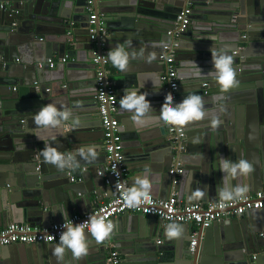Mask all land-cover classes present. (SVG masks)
Masks as SVG:
<instances>
[{"label":"water","instance_id":"1","mask_svg":"<svg viewBox=\"0 0 264 264\" xmlns=\"http://www.w3.org/2000/svg\"><path fill=\"white\" fill-rule=\"evenodd\" d=\"M10 1L0 8V223L10 216L11 220L46 227L70 218L76 206H83L77 199L80 192L92 206L101 200L106 185L114 187L105 182L107 153L96 100L95 52L101 55L106 50L107 63L103 66L110 70L108 79L116 87L118 103L124 90L135 88L138 94H146L145 102L155 110L152 115L158 116L165 96L170 94L160 79L164 70L160 52L170 40L168 30L187 0ZM192 1L195 5L191 23L181 34L190 35L191 42L180 43L177 50L180 87L174 103L180 102L188 91L198 92L205 100L206 117L185 126L186 139L180 153L183 171L175 182L171 174L175 151L169 124L153 119L136 125L131 119L133 113L121 109L119 104L120 133L133 178L128 182L133 186L135 179L144 178L149 181V191L157 186L167 190L164 194L175 189L179 198L187 202L208 203L219 199L217 190L223 173L217 160L223 156L232 161L245 158L252 163L249 175L233 178L231 184L246 183V193H257L264 189V43L251 58L234 50L244 32L252 38L264 33V17L253 18L255 11L264 13V0H205L204 7L197 0ZM94 12L95 27L102 20L108 30L104 44L99 37H91ZM70 20H78L80 29L72 28ZM121 45L130 54L127 70L114 66L107 55ZM212 46L233 56L238 83L227 92L207 74L213 68ZM55 53L60 59H68L54 67L38 65ZM193 61L202 69L199 77L192 74ZM153 85L160 87L154 90ZM50 102L58 108L71 109L73 116L79 118V125L73 126L70 118L56 127H37L32 114ZM214 117L220 120L218 125L211 123ZM46 143L65 152L94 143L98 145V155L92 161L77 155L82 172L76 176L77 181L69 182L68 173L78 167L58 169L45 163L41 150ZM197 188L205 195L197 196ZM121 221L125 225L119 222L111 240L126 264L168 261L165 253L160 255L165 249L151 244L154 227L165 231L167 225L174 223L193 229V223H163L157 216L142 213L124 214ZM147 222L153 224L149 235L145 234ZM262 230L264 208L251 209L248 214L199 228L194 253L187 243L192 237L180 235L170 249L169 259L172 264H264V253L254 258L257 250L248 245ZM57 242L0 243V264H57L51 248ZM95 244L99 249L92 252L93 261L107 264L104 256L108 239ZM129 253L136 258L135 263L127 261L132 256ZM90 260L89 251L79 260L66 251L63 264H94Z\"/></svg>","mask_w":264,"mask_h":264},{"label":"built area","instance_id":"2","mask_svg":"<svg viewBox=\"0 0 264 264\" xmlns=\"http://www.w3.org/2000/svg\"><path fill=\"white\" fill-rule=\"evenodd\" d=\"M11 4L10 0H0V8ZM193 12V1L187 0L184 7L180 10L173 27L168 30L170 40L166 42L160 52V59L164 63V71L160 75V79L165 88L173 96L180 87V78L178 77V65L176 61L177 50L180 46L181 34L189 27L191 23V15ZM97 14H91V37L96 40L99 37L102 44L108 35L105 23L101 20L95 27ZM243 48L240 46L239 49ZM238 50H236L237 52ZM96 57L93 59L98 64L96 72V100L99 105V117L104 131V147L107 153V165L105 172L106 184L115 187L113 197L99 205L96 209L89 213H74L65 221L73 223L83 222L88 215H102L106 220L112 221L115 217L127 213H142L145 215L157 216L164 222H180L195 223L198 228H205L212 225L215 221H222L233 216H240L251 209L264 208V189L257 193H244L239 198L231 200L217 199L208 203L192 202L180 203L177 193L173 192L168 198L161 199L149 193L147 201L141 202L138 206L130 208L123 203L122 194L126 188L130 186L127 183V175L129 167L126 162L122 135L120 133V122L117 117L118 99L117 90L113 82L108 79V69L103 64L107 63L105 58L106 50H102L101 55L96 51ZM62 58L60 61H66ZM57 61L53 58L47 61H39L38 65L43 67L45 64L54 67ZM207 85V82L204 83ZM169 138L172 141V147L175 151L173 167L171 174L174 175V181L179 180V174L183 171L180 153L184 149L186 138L185 126L180 127L169 124ZM85 170L86 167H83ZM100 174H102L100 172ZM72 181L78 178L71 174ZM64 220L58 223H52L50 226H36L25 222H11L4 227H0V243L10 245L13 243H35V242H57L59 234L64 230L62 225ZM264 235V234H263ZM54 236L57 240L50 239ZM198 231H195L193 239L190 242L189 250L195 252L197 245ZM109 242L108 253L106 256L107 264H123V258L120 250L116 247L113 240L107 238ZM161 242V240H159ZM256 254L254 255V258ZM201 264V263H197Z\"/></svg>","mask_w":264,"mask_h":264},{"label":"clouds","instance_id":"3","mask_svg":"<svg viewBox=\"0 0 264 264\" xmlns=\"http://www.w3.org/2000/svg\"><path fill=\"white\" fill-rule=\"evenodd\" d=\"M211 41L214 37H206ZM211 60L213 68L207 73L212 76L227 92L234 87L238 80L236 79V71L233 66V56L225 49L210 48ZM108 59L112 64L120 70H127L130 54L123 45L117 46L108 52ZM135 54H132V58ZM155 58V54H152ZM193 76L199 77L203 72L200 66L193 61ZM160 86L153 85L154 90H158ZM146 94H138V89L124 90V95L119 99L121 109L128 110L133 113L132 121L136 125H142L145 120L158 119L165 124L176 126H186L189 122L201 121L206 117L205 100L198 92L188 91L187 95L178 103H174L173 96L168 94L165 96L163 105L159 109L158 116H153L155 110L145 102ZM223 111V108H221ZM71 118L73 126L80 123L78 117L73 116L71 109L58 108L55 103H47L43 105L36 113L32 114V119L37 127L47 128L49 126L56 127L62 121H68ZM213 125H218L220 120L214 117L211 120ZM39 139V137H37ZM98 145L94 143L82 144L75 148L73 152H65L58 150L57 147L46 143L41 150L45 163H51L58 169L65 167H78L79 161L76 156L79 155L85 161H92L97 158L96 148ZM218 169L223 173L221 187L217 190V195L221 200H231L241 197L249 190V186L245 184L232 185L233 178L238 176L247 177L252 171V163L245 158L232 161L231 159L219 156ZM147 171V169H145ZM150 184L147 179L138 178L133 182V186L126 188L122 194L123 203L126 207H136L141 202L147 201L149 197ZM197 196H204L203 190L197 188L195 190ZM65 217L66 211L62 213ZM63 231L59 234L58 242L51 245L52 254L56 257L57 264H63L66 251H70L74 260H79L87 255L89 251L90 238L100 243L110 238L113 233L114 224L112 221L106 220L102 215H88V218L79 223L65 221L62 225ZM183 225L169 224L165 229L166 236L171 238L179 237L182 234ZM50 239L57 240L56 237L50 236Z\"/></svg>","mask_w":264,"mask_h":264},{"label":"crops","instance_id":"4","mask_svg":"<svg viewBox=\"0 0 264 264\" xmlns=\"http://www.w3.org/2000/svg\"><path fill=\"white\" fill-rule=\"evenodd\" d=\"M204 2H205V0H197V3H199V6L200 7H204L203 5H204ZM185 4H186V1H185ZM193 4H194V2H193ZM195 5V4H194ZM95 13V12H94ZM264 17V13H258L257 11H255L254 13H253V18H257V17ZM264 20V19H263ZM70 26L72 27V28H77L78 30L80 29V22L78 21V20H70ZM264 30V29H263ZM193 35H196V34H193ZM263 35H264V33H262V34H260V35H258V36H256L255 38H252V36H250L249 34H248V32H244L243 34H242V38H239V46H238V48H237V50H238V52H242V53H244V54H248V57L249 58H251L253 55H251V54H257L260 50H261V48H262V43H264V38H263ZM190 38V35H187L186 37H183V36H181L180 37V43H182V42H191V38ZM240 46H243V48H241V49H239V47ZM235 52H236V50H234ZM67 57V56H66ZM53 59H55L56 61H57V63L59 62H62V61H60V58H59V56H58V54L57 53H55L54 54V56H53ZM68 59V58H67ZM161 64H163L164 65V63L163 62H161ZM111 67V66H110ZM128 68H129V65H128ZM164 69H165V67H164ZM164 71V70H163ZM162 71V72H163ZM161 72V73H162ZM108 75L110 74V70H109V68H108V73H107ZM161 75V74H160ZM260 75H262V74H260ZM113 82V81H112ZM114 84V83H113ZM49 86H50V84H48ZM247 115V114H246ZM247 123V122H246ZM185 129H186V127H185ZM50 131L52 130L51 128L49 129ZM49 130H48V132H49ZM186 139V138H185ZM0 152H3V151H0ZM1 155V154H0ZM0 162H3L1 159H0ZM127 162V161H126ZM128 164V163H127ZM129 167V166H128ZM81 172H82V168H80V167H78V168H75L74 170L72 169L69 173H68V175H69V179H68V181L69 182H73L72 180H71V178H70V176H71V174L72 175H74V176H77V175H80L81 174ZM132 172L130 171V169H129V174L127 175V177H126V179H127V183H128V185L130 186V187H132V185L131 184H129V182L131 183L132 181H133V178H132ZM129 181V182H128ZM75 182V181H74ZM107 187L106 188H104V190H102V192H101V200H98L97 202L96 201H94V203H93V205L91 206V205H88L87 203H86V201H85V197L83 196V193L81 194V192H80V194L78 195V201L80 202V203H82V207H78V206H76L75 208H74V212H73V214L74 213H82V214H84V213H89V212H91V211H93L94 209H96L99 205H101L102 203H105V202H107V201H109L112 197H113V195H114V193H115V188L114 187H110V186H108V185H106ZM152 189V191H149V193H152L154 196H156V197H158V198H161V199H165V198H168L173 192H176L177 193V196H178V192L174 189H171V191L169 192H167V194H164V192H166L167 190H164L163 188H161L160 186H157L156 188H151ZM164 191V192H163ZM92 193H93V195L94 196H96L97 194L95 193V191H92ZM178 199H179V201H180V203H192V202H187L186 200H185V198L184 199H180L179 198V196H178ZM220 199V198H219ZM212 201H214V200H212ZM193 202H202V201H193ZM203 203V202H202ZM80 205V204H79ZM253 210V209H252ZM250 211V210H249ZM249 211H247L245 214H248L249 213ZM134 214L133 212H127V213H124V214ZM124 214H121V215H119V216H117V217H115V219H114V232L113 233H115L116 231H115V228H117L119 225V222H121L122 224H124V222H122L121 221V218H122V215L124 216ZM148 216V215H147ZM262 218V217H261ZM12 218H10V216L8 217V220L6 221V222H2V224L0 223V227H4V226H6V225H8L9 223H11V222H22V221H17V220H11ZM230 218H228L227 220H229ZM158 221L159 222H162V220L160 219V218H158ZM8 223V224H7ZM27 223H31V224H33V225H36V226H40V225H38V224H35V223H32V222H27ZM163 223H164V221H163ZM6 224V225H5ZM125 225V224H124ZM182 225V224H181ZM144 227H145V234H147V235H149V232H150V229L151 228H153V224H151V223H149V222H147V223H145L144 224ZM127 229V228H126ZM195 231H199V228L197 227V225L195 224V223H193V229L191 230V229H188L187 230V228L186 229H183V231H182V234L183 235H185V237H189V236H191V237H193V235H194V233H195ZM112 233V234H113ZM126 232H125V229H124V234H125ZM181 234V235H182ZM264 230H262L261 232H258L257 233V235L255 236V238L254 239H252L250 242H248V245H249V247H250V249H256L257 251H255L254 253H253V257H254V255L256 254H258V253H260V252H262V253H264ZM110 237H112V235L110 236ZM150 238H151V244L153 245V246H160V247H162V249H165V250H162V251H160V255L161 254H163V253H165V255H167L168 256V261L167 260H165V264H172V262H171V260L169 259V258H171L172 257V250H170V249H172V247H174L175 246V242L178 240V238L179 237H176V238H171V239H169L167 236H166V234H165V231H163L162 229H159V228H157V230H156V228L154 227V234L152 235V236H150ZM194 238V237H193ZM192 238V239H193ZM106 240V239H105ZM159 240H161V242H159ZM114 242V241H113ZM190 242H191V240H189L187 243L190 245ZM96 242H95V240L94 239H91L90 238V243H89V256H90V261H92L91 263H94V264H105L103 261H100V262H95V261H93V254H92V252H95L97 249H99V247H97L96 246V244H95ZM115 243V242H114ZM95 244V245H94ZM189 245H188V247H189ZM119 249V248H118ZM168 249V250H167ZM121 252V251H120ZM107 253H108V248H106V251H105V256H104V258L107 256ZM121 255H122V258H123V264H126L127 262H126V259H125V257L123 256V254H122V252H121ZM129 255H132L133 256V254H131V253H129ZM130 256L129 257V259L127 260V261H129V262H131V263H135L136 262V258L133 256Z\"/></svg>","mask_w":264,"mask_h":264}]
</instances>
